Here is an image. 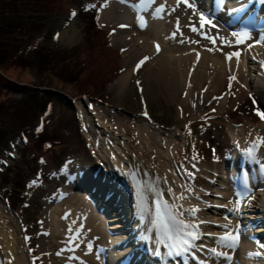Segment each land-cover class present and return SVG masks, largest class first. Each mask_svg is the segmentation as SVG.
Returning <instances> with one entry per match:
<instances>
[{
  "label": "bare ground",
  "instance_id": "6f19581e",
  "mask_svg": "<svg viewBox=\"0 0 264 264\" xmlns=\"http://www.w3.org/2000/svg\"><path fill=\"white\" fill-rule=\"evenodd\" d=\"M176 3L177 0L93 2L100 8L95 21L113 32L114 36L109 39L114 48L126 47L130 42L139 48L135 54L129 48L119 63L130 65L132 62L125 60L132 56L131 61H134L138 57L136 80L140 81L142 92L138 93L132 82L135 76L132 70L121 73L116 101L125 106L126 102L130 103V95L140 110L133 113L118 107L119 104L116 108H109L126 119V126L121 125V128L92 110L96 119L91 117L88 123L83 120L81 127L86 131L83 133L87 135V151L96 152L93 160L75 154L67 158L62 169L47 172L46 165L57 149L43 148L45 157L38 166L39 176L35 182L37 189H45L40 184L50 182L49 187L52 188H47L51 195L48 198L51 199L48 201L50 204L34 190V183L28 185V198L20 219L5 212L0 204V264H103L104 257L108 264H156L154 254L161 255L164 248L156 245L161 235L166 238L162 225L158 229L154 221L158 201L161 207L167 202L170 219L177 226H181V220L198 226L199 238L193 242L198 245L200 257L202 251L208 253H204V259L209 264H229L224 257L213 254L210 251L213 248L234 258L230 264H243L247 259L245 264H264V246L255 249L245 241L242 229L243 224L247 225V221H243L244 216L251 220H264V185L259 178H255L256 185L252 188L247 185L246 190H255L253 201L244 199L239 211L234 212L238 207L237 190L235 181L233 183L229 177L230 170H226L227 165L244 159V153L254 154L251 151L253 147L264 161V144L260 143L264 140V118L258 115L264 114V40H259L264 39V35L256 37V43L246 46L244 42L235 43L230 34H224L220 30L222 26L213 31L207 25L211 36L209 31L196 27L199 11L185 4L176 6ZM193 4L199 8L210 6L197 0ZM158 6L164 9L166 6L160 19L151 12V8ZM175 6L179 8L175 10ZM223 19L222 14L219 20L226 25ZM193 27L198 28L196 32L191 30ZM133 32H136L134 39L125 35ZM173 33L175 38L171 37ZM203 34L211 36V40H202ZM235 52L240 54L239 58L232 55ZM150 53L158 56L148 59L152 61L145 66L147 60L140 59ZM190 62L189 68L186 64ZM153 64L157 67L152 68L150 65ZM204 86L207 87L206 93L196 94L197 101H203L204 108L212 96H222L223 90H226V95L215 102L217 111L214 114L210 112L213 107L195 114L193 119L198 131L195 141L187 134L191 127L177 121L172 111L188 104V101L192 106L194 102L190 98L195 97V87L201 90ZM80 101H73V104L84 107ZM151 104L161 108L160 113L155 112L156 117L149 112ZM230 105H238V111H229ZM156 120L175 125L161 131L155 126ZM137 121L140 125L135 124ZM208 123L212 127H207ZM64 151L68 154V150ZM32 153L36 155L37 151L32 150ZM231 167L236 169L237 164ZM146 193L147 204L144 205L141 198ZM63 194L64 198L60 199ZM40 197L42 199L38 200ZM94 204L107 210L110 217L95 211ZM35 206L38 209L47 206L50 211L47 215L48 208L40 211L43 213L40 217H45L36 225L39 232L28 236L27 229L21 233L17 227H21L20 230L24 228L23 222L37 213L33 209ZM140 206H143V214L139 213ZM192 208L199 211L193 215L188 211ZM237 228L239 232H236ZM225 235H238L235 248L228 250L227 241L219 239ZM91 241L106 248L105 253L96 255ZM114 243H117L116 251L111 249ZM37 247L38 251L33 250ZM257 252L261 253L263 263H254L257 256L250 253ZM158 264L172 262L160 261Z\"/></svg>",
  "mask_w": 264,
  "mask_h": 264
},
{
  "label": "rangeland",
  "instance_id": "374dc122",
  "mask_svg": "<svg viewBox=\"0 0 264 264\" xmlns=\"http://www.w3.org/2000/svg\"><path fill=\"white\" fill-rule=\"evenodd\" d=\"M94 1L0 0V204L5 212L15 218L19 216L20 219V212L24 210L30 183H34V190L47 202L51 200L48 199L51 197L48 192L52 188L49 187L50 182L40 184L45 189H37L38 184L35 182L39 176L38 166L45 157L44 147L51 151L57 149L52 152V160L46 165L47 172L62 169L67 158L75 154L93 160L96 152L87 151V135L83 133L86 132L83 131L85 128L81 127L83 120L88 123L89 118L96 119L92 110L106 116L120 128L121 125L126 126V119L115 109L109 108H116L119 104L118 107L133 113L140 110V106L136 107L131 101L130 95V103L126 102L125 106L116 101L121 73L132 70L135 75L132 82L138 93L142 92L140 81L136 80V72L139 71L135 64L138 57L134 61H131L132 56L125 60L132 62L130 65L119 63L129 48L133 51L132 54L139 51V48L134 42L126 47L114 48L109 39L114 36L113 32L97 25L95 21L100 8L93 4ZM125 35L134 39L136 32ZM70 39L74 42L70 43ZM153 55L150 53L145 57L140 56V60H147L146 66L152 61L148 59L158 56L157 53ZM190 64L191 62L186 66L190 68ZM150 66L157 67L155 64ZM146 70L147 68L143 71L144 76ZM199 87H195V97L190 98L194 102L192 106H189L188 101L186 105H176L180 111L178 107L175 112L172 111L177 116V121L191 127L186 128L187 134L195 141L198 132L193 119L195 114L207 112L210 107H213L210 112L214 114L217 111L215 102L226 95V90H223L222 96H212L204 108L203 101L199 103L196 94H205L207 87L201 90ZM80 99L84 107L73 104V101ZM232 106L228 110L237 112L238 105ZM148 108L154 117L155 112L161 111L160 107L152 104ZM155 123L161 131L175 125L161 120H156ZM135 124L140 125L138 121ZM208 126L212 127L209 123ZM179 139L183 141L181 137ZM32 150H36L37 154L33 155ZM64 150H68V154ZM219 166L221 167L220 164ZM58 180L61 181L62 178ZM58 180L55 179V182ZM59 198H64V194ZM41 199L42 197L38 198ZM33 209L37 213L29 221L23 222L24 228L20 230L21 227H17L21 233L27 229L28 236L39 232L36 225L44 221L45 217H40L42 209H47L46 215L50 211L47 206L41 209L35 206ZM38 249L39 247L33 250Z\"/></svg>",
  "mask_w": 264,
  "mask_h": 264
},
{
  "label": "snow or ice",
  "instance_id": "6c2138e0",
  "mask_svg": "<svg viewBox=\"0 0 264 264\" xmlns=\"http://www.w3.org/2000/svg\"><path fill=\"white\" fill-rule=\"evenodd\" d=\"M185 3L188 2V0H184ZM189 7H191V4H188ZM163 11V6L161 8L157 9V12L160 13ZM159 18H162V16H160ZM200 21L201 24H205V23H212L211 20L206 19L205 15L203 13H201L200 15ZM142 26H145L144 24H142ZM124 27V26H122ZM193 32L197 31V28L193 27L191 29ZM234 35H239L241 36V39L237 41V43H241L242 39L244 36H247V33L244 34H234ZM173 38H175V34H173ZM215 41H213L214 43ZM262 43H264V41H262ZM157 47V51H160L159 45L156 46ZM232 55L236 56L237 58H239V53L235 52ZM229 59H231V56L228 57ZM147 59V58H146ZM144 61H141V64H143ZM145 115H147V113L145 112ZM258 115H261L262 118H264V114L258 113ZM261 144H264V140L260 141ZM262 167H264V165H262ZM181 199L183 198L182 196L180 197ZM238 207L236 209H234L233 211H239V206H242V202L237 201ZM157 218L160 222V224L163 227L164 233L166 235V238L171 241V243L168 245V247L174 249V254L175 255H180L181 252L183 251L184 253H187L189 248L192 247V241L195 239H198V234L196 232L197 227L196 225H193L191 223H185L184 221H179L181 227L178 229H175L172 227V225L169 223V217L171 215L170 210H167V202H165L164 207H161L159 201L157 202ZM190 213H192L193 215L195 214V212L199 211V209L196 208H192L188 210ZM174 219V217H172ZM221 241H227L228 243L226 244V247L228 248H235L237 246L236 242L238 241V235H225V236H221L219 238ZM89 248H91V245H89ZM210 251L213 254H216L220 257H224L225 260L229 261V264L231 262L232 257L228 256L225 252H217V250L215 248L210 249ZM251 256H259L261 255V253L257 252V253H250Z\"/></svg>",
  "mask_w": 264,
  "mask_h": 264
},
{
  "label": "water",
  "instance_id": "95a60500",
  "mask_svg": "<svg viewBox=\"0 0 264 264\" xmlns=\"http://www.w3.org/2000/svg\"><path fill=\"white\" fill-rule=\"evenodd\" d=\"M49 94L53 95L54 93L53 92H48Z\"/></svg>",
  "mask_w": 264,
  "mask_h": 264
}]
</instances>
